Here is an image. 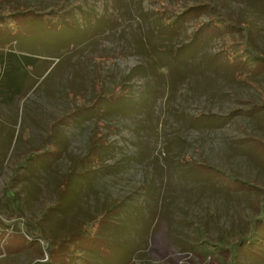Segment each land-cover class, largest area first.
Returning <instances> with one entry per match:
<instances>
[{
  "label": "rangeland",
  "instance_id": "obj_1",
  "mask_svg": "<svg viewBox=\"0 0 264 264\" xmlns=\"http://www.w3.org/2000/svg\"><path fill=\"white\" fill-rule=\"evenodd\" d=\"M209 1L0 0L4 13L63 4L69 17L0 26L1 50L35 60L22 96L0 101V220L12 224L0 264H46L44 239L79 232L116 202L94 240L76 236L80 257L58 264H230L226 249L199 243L245 234L264 202V65L232 66L224 47L242 53L237 29L207 27L204 45L186 46L221 15L250 28L264 56V0H212L219 9L177 29L160 13ZM256 234L237 264H264V229Z\"/></svg>",
  "mask_w": 264,
  "mask_h": 264
},
{
  "label": "trees",
  "instance_id": "obj_2",
  "mask_svg": "<svg viewBox=\"0 0 264 264\" xmlns=\"http://www.w3.org/2000/svg\"><path fill=\"white\" fill-rule=\"evenodd\" d=\"M219 9L217 5H215L214 2L209 1L208 3H197L194 5H191L187 8L184 7V9L180 12H160L162 14L166 15L167 25L170 28H179L182 24L190 20L191 17L195 16L197 18L201 13H209L211 11V8ZM22 12V13H21ZM66 9L63 7V4L60 6L52 7L48 10H42V9H36V8H19L15 10H9V12L4 13L0 12V26L2 27H13L15 24L17 25H23V22L26 19H38L43 24H46L47 26H50L55 21H63L61 19H67L65 15ZM220 18H210L207 22H201L198 24L197 27H195V30H193L191 37L189 38V44L186 46L189 50L198 49L201 45H204L207 40L202 39L200 34L202 31H204L207 27L215 28L218 33L220 34V37L225 36V34L232 32L234 30L241 31L244 37L243 40V49L241 50L242 53L237 55V53L230 52L228 49H225L226 51V57L230 60L233 67L236 68L239 72H252L255 69H257L259 66L264 65V56L254 52L252 48V42H251V34H250V28H248L245 24L239 23V24H232L226 22L224 16H219ZM64 22V21H63ZM242 24V25H241ZM3 30L0 28V31ZM6 34V33H5ZM0 33V37H1ZM12 41L9 40L7 44H10ZM35 60H32L29 56L21 53V51H15L10 46L7 49L1 50L0 49V101L2 102H12L13 99L18 98L19 96H22L21 90H22V83L23 80L25 81L29 74H31L30 71L25 70V66H29L30 64L34 65ZM263 67V66H262ZM29 68V67H28ZM125 92L119 96L111 95L109 96L113 100H121V98L125 95ZM103 98V100L107 101L106 98L99 95V99ZM97 101L92 103L90 106H86V108L90 107H97ZM75 113H78V109L74 110ZM73 113V112H72ZM99 137V136H98ZM99 145L95 142L92 143L91 149L97 148ZM43 153L40 151L34 152L30 158L31 160L35 159L33 157H39ZM89 155L95 156L97 158L96 154H92L91 152ZM199 167L208 168L204 163H196ZM240 184H243L245 182L237 180ZM245 185L251 186L252 184L246 183ZM254 186V185H253ZM258 188L257 186H255ZM260 189V188H258ZM120 203L116 202L109 206L108 208L104 209L99 213L98 215L94 216L84 227L81 228L79 232L70 234V236L63 237L58 242H53L52 240L44 239L48 242L47 252H48V259L46 264H58L61 261H64L65 263H69L71 259L80 257L77 254V248H78V242L76 240V236L80 239H85V241L94 240L95 237L100 233L101 226L104 225L105 222L112 219L117 214L115 205H119ZM258 208L260 211L257 216L252 217L249 220V226L247 228V232L243 235L235 236L232 240H230L227 245L221 246L218 243H211L210 241L206 239H202L199 243L200 247H204L207 250H224L229 252V260L230 264H237L238 262V254L239 249L246 246L247 242L252 241L254 236L257 235L256 231L258 229H264L263 227H259V223L264 221V202H261L258 205ZM118 209V207H117ZM116 210V211H115ZM12 224L5 223L2 220H0V235H2V228H10ZM35 227L31 226L30 229L27 231V234L29 236V239L34 238ZM263 232V230H262ZM261 232V233H262ZM4 235V233H3ZM258 236V235H257ZM1 237V236H0ZM259 237V236H258ZM4 238V236L2 237ZM1 238V239H2ZM41 239V237H38ZM12 236L10 238H7L6 241L9 243H13L11 241ZM43 239V238H42ZM79 239V240H80ZM78 240V241H79ZM212 247V248H211ZM116 248V247H113ZM247 248V247H246ZM116 253L114 254L113 258L117 261L120 260V254L118 253V250L115 249ZM123 259V258H122ZM35 264H43V263H35Z\"/></svg>",
  "mask_w": 264,
  "mask_h": 264
}]
</instances>
